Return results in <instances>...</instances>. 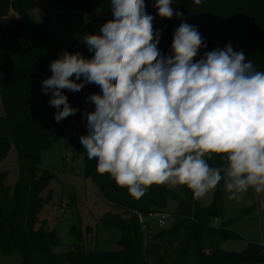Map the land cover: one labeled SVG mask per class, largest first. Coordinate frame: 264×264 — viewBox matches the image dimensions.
<instances>
[{"label":"clouds","instance_id":"1","mask_svg":"<svg viewBox=\"0 0 264 264\" xmlns=\"http://www.w3.org/2000/svg\"><path fill=\"white\" fill-rule=\"evenodd\" d=\"M173 2L152 4L160 18L181 19L165 55L146 0H109L113 18L81 38L92 55L65 50L48 65L41 86L53 119L79 111L64 90L95 85L80 144L98 174L135 198L153 184L186 186L194 199L221 182L229 199L264 194V71L231 43L200 55L204 38ZM214 155L226 164L211 166Z\"/></svg>","mask_w":264,"mask_h":264},{"label":"trees","instance_id":"2","mask_svg":"<svg viewBox=\"0 0 264 264\" xmlns=\"http://www.w3.org/2000/svg\"><path fill=\"white\" fill-rule=\"evenodd\" d=\"M49 2L66 6L68 12L80 5L89 11L110 9L109 0ZM153 2L146 0V11L155 17L154 30L163 29L158 48L168 55L174 29L181 19L175 15L171 19L160 18ZM34 3L35 0H0V104L4 105V119L10 130L8 137H0V162L14 146L19 160V176L14 186L7 185L6 172H0V254L19 255L21 264H150L144 254V243L145 229L152 222L146 219L143 224L139 215L148 217L151 213L166 212L168 201L174 199L178 206L172 213V227L159 234L167 239L159 264H264L262 243L249 241L241 250L223 248L225 242L243 239L225 216L223 182L217 186L208 206L201 205L190 189L179 185L173 190L153 184L142 197L135 198L127 188L118 187L109 174H98L95 162L87 159L83 149L86 177L111 207L99 222L120 230V249H83L81 245L94 237L93 228L89 227L85 238L78 234L79 242H75L74 249L53 251L60 238L38 219L47 202L42 193L55 175L42 166V152L61 138L68 119L82 126L81 134H73L68 144L74 141V136L86 134L83 113L93 110L86 98L97 88L88 84L78 93L64 90L79 111L55 122L56 109L49 105L50 94H44L41 82L51 75L49 63L67 49L31 19L28 11ZM171 7L183 12L187 18L184 22L197 26L207 44V48L200 49V55L231 43L234 51L243 50L257 71H264V0H203L200 5L193 0H174ZM80 52L86 57L92 55L88 50ZM222 163L226 161L217 155L209 161L213 167Z\"/></svg>","mask_w":264,"mask_h":264},{"label":"rangeland","instance_id":"3","mask_svg":"<svg viewBox=\"0 0 264 264\" xmlns=\"http://www.w3.org/2000/svg\"><path fill=\"white\" fill-rule=\"evenodd\" d=\"M31 19L42 29L58 41L64 49L72 52L87 50L81 42L85 33H98L100 27L112 19L110 9L89 11L82 5L78 8L66 10V6L55 5L49 0H35L34 7L28 11ZM4 105L0 104V137H8L9 125L4 119ZM71 129H66L61 138L50 148L42 152V166L52 170L55 175L50 179L47 188L42 193L47 202L38 215L40 223H44L48 230H55L60 243L53 247L57 253L68 252L74 249L78 234H87L89 227L93 228L94 237L88 240L84 248H95L99 251H116L120 249V230L102 225L99 219L111 207L103 199L92 180L86 177L85 154L79 137L68 144L73 135ZM79 136V135H78ZM0 172H6V184L14 186L19 176L18 151L14 146L8 155L0 162ZM163 185V184H161ZM176 190L175 187H170ZM215 189L209 191L202 198L197 199L203 206H208L214 197ZM230 193L225 191V216L230 220V227L241 233L240 241L223 243V248L241 250L249 241L264 244V194L257 195L249 189L241 194L240 199H229ZM178 202L174 199L168 201L166 212L172 214L176 211ZM39 223V225H40ZM150 225L158 227L152 222ZM157 225V226H156ZM172 227V218L168 224L159 226V232ZM145 232L147 230L145 229ZM165 238L146 239L144 247L160 252ZM88 243V245H87ZM150 249H146L147 251ZM164 252V251H163ZM150 264H155L149 259ZM0 264H21L19 255L5 256L0 254Z\"/></svg>","mask_w":264,"mask_h":264},{"label":"crops","instance_id":"4","mask_svg":"<svg viewBox=\"0 0 264 264\" xmlns=\"http://www.w3.org/2000/svg\"><path fill=\"white\" fill-rule=\"evenodd\" d=\"M157 226V225H156ZM163 230V229H162ZM162 230L159 232V226L158 227H153V225H150L147 229V237L146 239H160L161 236H159V234L162 232ZM165 238V243L163 246H160V252L157 251V248L155 249V251H152V249H150V246L154 243H151L149 248H146V249H150V250H146L145 247H144V254L145 256L147 257V259H153L155 264H159L160 263V260H161V257H162V254H163V251H164V247L166 245V242H167V239L166 237L164 236Z\"/></svg>","mask_w":264,"mask_h":264},{"label":"built area","instance_id":"5","mask_svg":"<svg viewBox=\"0 0 264 264\" xmlns=\"http://www.w3.org/2000/svg\"><path fill=\"white\" fill-rule=\"evenodd\" d=\"M139 217L143 224H145L146 219H148L149 221L156 223L160 227L167 225L169 219L171 218L173 222V216L172 214H169L168 212L151 213L148 217H143L142 215H139ZM218 223L219 221L216 219L214 221V224L217 225Z\"/></svg>","mask_w":264,"mask_h":264},{"label":"water","instance_id":"6","mask_svg":"<svg viewBox=\"0 0 264 264\" xmlns=\"http://www.w3.org/2000/svg\"><path fill=\"white\" fill-rule=\"evenodd\" d=\"M64 126L68 129H71L74 134L80 135L82 132V126L79 125L75 120L73 119H68L65 123Z\"/></svg>","mask_w":264,"mask_h":264}]
</instances>
